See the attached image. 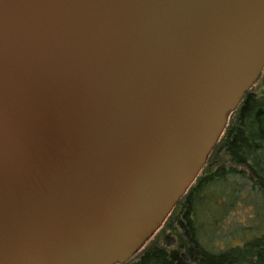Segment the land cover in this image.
I'll return each mask as SVG.
<instances>
[{
  "label": "water",
  "instance_id": "water-1",
  "mask_svg": "<svg viewBox=\"0 0 264 264\" xmlns=\"http://www.w3.org/2000/svg\"><path fill=\"white\" fill-rule=\"evenodd\" d=\"M264 68V0H0V264H124Z\"/></svg>",
  "mask_w": 264,
  "mask_h": 264
},
{
  "label": "trees",
  "instance_id": "trees-1",
  "mask_svg": "<svg viewBox=\"0 0 264 264\" xmlns=\"http://www.w3.org/2000/svg\"><path fill=\"white\" fill-rule=\"evenodd\" d=\"M261 77L264 69L229 115L197 178L159 229L124 264H264V234L237 232L226 240L216 229L214 235L219 243L214 245L213 238L205 243L203 238L218 223L217 219H211L212 213L206 219L200 215L201 208L213 204L215 197L218 201L220 194L213 193L212 187L221 183L222 188L233 189V179L238 184L236 177L245 178L250 197L264 209V79ZM218 155L225 156L227 164L215 163ZM219 206V213L228 207L220 202ZM236 237L239 243L233 242Z\"/></svg>",
  "mask_w": 264,
  "mask_h": 264
},
{
  "label": "rangeland",
  "instance_id": "rangeland-1",
  "mask_svg": "<svg viewBox=\"0 0 264 264\" xmlns=\"http://www.w3.org/2000/svg\"><path fill=\"white\" fill-rule=\"evenodd\" d=\"M261 79H264V77H261ZM224 162L227 164L225 156L218 155L215 163ZM236 178L235 181L238 184L236 185L233 179L231 184L234 186L233 189L222 188L224 184L221 183L212 187L213 193L218 192L220 194L218 201L223 205L224 203L227 204L228 207H224V210L219 213L218 209L220 206L217 197H215V199H213V204L201 208V216H205L206 219V217L211 216L210 213H212L214 217L210 218L213 220L217 219L218 223L216 226L215 222V230H212V232L208 234L209 236L203 238L205 243H209L210 238H213L214 245L219 243V241H217L219 238L214 235L216 229L219 231L218 235L222 237L225 236L226 240L230 238V235L237 232L239 234L240 232H244L246 235H252L254 233L257 235L264 234V209L261 210L259 205H256L254 200L250 197L245 178ZM210 208L217 210L212 211ZM258 211H261V213ZM231 237L233 238V236ZM221 239L223 241V238ZM233 242L239 243L240 240L236 237L233 239Z\"/></svg>",
  "mask_w": 264,
  "mask_h": 264
}]
</instances>
